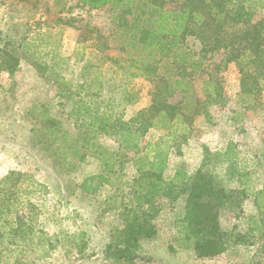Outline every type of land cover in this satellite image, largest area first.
I'll list each match as a JSON object with an SVG mask.
<instances>
[{
	"label": "rangeland",
	"instance_id": "1",
	"mask_svg": "<svg viewBox=\"0 0 264 264\" xmlns=\"http://www.w3.org/2000/svg\"><path fill=\"white\" fill-rule=\"evenodd\" d=\"M240 3L251 5L254 21L264 18V0ZM117 17L111 7L92 9L79 0H0V264H132L105 251L129 221L142 218L135 181L145 144L172 139L168 120L151 119L149 111L166 77L191 81L192 92L166 99L189 121L174 128L165 179L179 169L193 177L204 167L242 202L220 216L226 251L198 258L178 247L185 197H155L149 213L156 236L141 242L133 264H264V196L263 212L248 197L264 188V87L246 97L228 51L202 52L194 36L157 58L155 76L132 79L121 68L127 53ZM7 58L19 60L17 67L7 68ZM86 104L123 128L135 126L138 135L147 131L138 149H124L118 134L81 127L90 118L73 110ZM48 118L59 126L55 143ZM149 119L154 127H143ZM230 143L238 158L228 162L217 154ZM75 151L87 155L73 166ZM105 161L114 164L110 172ZM93 176L103 179L91 182Z\"/></svg>",
	"mask_w": 264,
	"mask_h": 264
},
{
	"label": "trees",
	"instance_id": "2",
	"mask_svg": "<svg viewBox=\"0 0 264 264\" xmlns=\"http://www.w3.org/2000/svg\"><path fill=\"white\" fill-rule=\"evenodd\" d=\"M79 1L92 9L108 6L118 11L115 20L116 34L123 39L124 51L127 53V57L122 59L121 68L132 79L141 75L155 76L156 68L153 67V63L157 58L170 52L188 36H194L200 40L202 52L220 49L228 51V61L235 62L241 69L242 93L246 97H252L255 91L259 92L264 87V18L254 21V11L250 4L246 6L237 4V0ZM18 64L19 60L5 59V65L9 69L17 67ZM161 80L166 85L164 84V90L157 89L149 111L151 119L159 116L168 120L171 127L169 136L172 139L168 140V144L162 143L163 136L155 143L148 141L145 144V154L136 160L139 178L135 181L138 188L135 191V203L137 210L141 211L142 218L129 221L121 233V239L107 245L105 255L118 263H135L141 258V242L156 236V229L149 213L155 197L163 196L171 202L185 197L183 218L178 224V247L193 250L198 258H211L226 251L227 233L222 229L220 216L226 210L240 208L242 202L239 193L228 189L217 176L204 167L193 177L179 169L171 179H165L172 143L178 136L174 128L175 126L185 128L186 118L178 105H171L166 99L177 92L189 94L192 92V84L183 78L171 80L170 77H166ZM96 83L102 91L101 80L97 79ZM81 102L84 100L77 101L76 104ZM73 114L80 116L84 114L90 118L89 121L81 122V127H86L89 132L118 134L126 150H137L147 132L143 131L138 135L135 126L123 128L117 120L100 114L98 109L93 111L87 104L80 112L77 111V107L74 108ZM49 120L52 123L51 141L55 143L59 126L55 125L53 119L48 118ZM187 121L186 129L191 125ZM143 127L152 128L154 125L149 119ZM140 129L142 131V128ZM63 140H68L66 134ZM233 148V143H230L225 152L217 155L228 162L236 161L238 157ZM71 153L77 155L73 166L82 162L87 155L77 151ZM113 165L105 161V171L110 172ZM97 179H103V176L90 178L91 182ZM81 187L84 191L91 192L85 184ZM258 195L256 206L263 209L259 200L264 196V188ZM26 233L27 230L20 233L22 241H25Z\"/></svg>",
	"mask_w": 264,
	"mask_h": 264
},
{
	"label": "crops",
	"instance_id": "3",
	"mask_svg": "<svg viewBox=\"0 0 264 264\" xmlns=\"http://www.w3.org/2000/svg\"><path fill=\"white\" fill-rule=\"evenodd\" d=\"M263 188H258L254 193H252L253 195H249L248 194V197H250L249 199H252L253 200V205H254V207L258 210V211H260V212H263V209H261V208H259L258 206H256V201H257V199H258V197H259V195H258V192L260 191V190H262ZM260 202H261V200H259ZM259 202V203H260Z\"/></svg>",
	"mask_w": 264,
	"mask_h": 264
}]
</instances>
